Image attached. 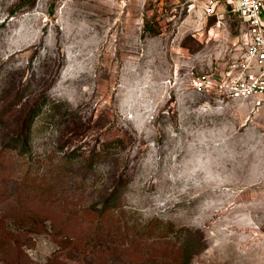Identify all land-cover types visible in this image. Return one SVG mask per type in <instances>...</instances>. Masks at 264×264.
<instances>
[{"label": "rangeland", "instance_id": "374dc122", "mask_svg": "<svg viewBox=\"0 0 264 264\" xmlns=\"http://www.w3.org/2000/svg\"><path fill=\"white\" fill-rule=\"evenodd\" d=\"M243 30L227 0H0V264H264V101L189 86Z\"/></svg>", "mask_w": 264, "mask_h": 264}, {"label": "built area", "instance_id": "2783aa9c", "mask_svg": "<svg viewBox=\"0 0 264 264\" xmlns=\"http://www.w3.org/2000/svg\"><path fill=\"white\" fill-rule=\"evenodd\" d=\"M241 19L245 50L218 72L190 79V89L217 100L264 101V0H227ZM209 11V9H208Z\"/></svg>", "mask_w": 264, "mask_h": 264}, {"label": "trees", "instance_id": "16d2710c", "mask_svg": "<svg viewBox=\"0 0 264 264\" xmlns=\"http://www.w3.org/2000/svg\"><path fill=\"white\" fill-rule=\"evenodd\" d=\"M114 206H116V201H111L110 202V200H107V202L105 203V208H111V207H114Z\"/></svg>", "mask_w": 264, "mask_h": 264}, {"label": "crops", "instance_id": "0c3cea01", "mask_svg": "<svg viewBox=\"0 0 264 264\" xmlns=\"http://www.w3.org/2000/svg\"><path fill=\"white\" fill-rule=\"evenodd\" d=\"M233 101H235V104L234 105H241V104H244L245 103V101H247V100H233ZM243 101V102H242ZM252 102H253V100H251ZM250 101V102H251ZM261 107H263V106H261ZM260 107V108H261Z\"/></svg>", "mask_w": 264, "mask_h": 264}]
</instances>
